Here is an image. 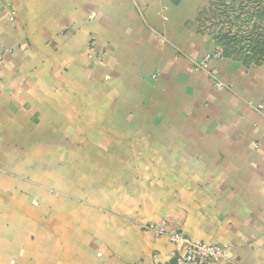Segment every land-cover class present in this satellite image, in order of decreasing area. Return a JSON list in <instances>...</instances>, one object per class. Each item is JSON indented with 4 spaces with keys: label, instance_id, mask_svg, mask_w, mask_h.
I'll return each mask as SVG.
<instances>
[{
    "label": "crops",
    "instance_id": "obj_1",
    "mask_svg": "<svg viewBox=\"0 0 264 264\" xmlns=\"http://www.w3.org/2000/svg\"><path fill=\"white\" fill-rule=\"evenodd\" d=\"M206 3L0 0V264H166L162 222L264 264V61L195 71Z\"/></svg>",
    "mask_w": 264,
    "mask_h": 264
},
{
    "label": "rangeland",
    "instance_id": "obj_2",
    "mask_svg": "<svg viewBox=\"0 0 264 264\" xmlns=\"http://www.w3.org/2000/svg\"><path fill=\"white\" fill-rule=\"evenodd\" d=\"M198 25L200 31L211 37L215 51L243 60L264 61V0H207ZM136 149L137 145L134 144ZM136 153L131 151V156ZM150 154V153H149ZM147 157L146 182L152 183V157ZM136 157L130 158L131 166L138 165ZM133 163V164H131ZM148 167L150 169H148ZM134 177L131 179L133 180ZM138 176L133 180L138 183ZM153 195V192H147ZM150 196H147L149 199ZM167 226L166 222H162ZM146 223L145 230H149Z\"/></svg>",
    "mask_w": 264,
    "mask_h": 264
},
{
    "label": "built area",
    "instance_id": "obj_3",
    "mask_svg": "<svg viewBox=\"0 0 264 264\" xmlns=\"http://www.w3.org/2000/svg\"><path fill=\"white\" fill-rule=\"evenodd\" d=\"M13 19L10 15V21ZM95 38L91 36L87 50L91 53L94 52ZM104 54H97L96 60L98 62L103 61ZM222 57V54L215 51L212 54L206 55L199 62H194V70L203 73L209 80L212 81L216 90H227L229 86L218 79L217 70L211 66V61ZM261 111L262 106L259 105L255 108ZM159 236H165L169 242L173 244L175 248V255L171 262L166 264H233L229 260L228 253L230 251L229 246L220 244H206L200 241L192 240L184 236L182 233L171 231L167 229V226L162 223L158 228L153 229Z\"/></svg>",
    "mask_w": 264,
    "mask_h": 264
},
{
    "label": "trees",
    "instance_id": "obj_4",
    "mask_svg": "<svg viewBox=\"0 0 264 264\" xmlns=\"http://www.w3.org/2000/svg\"><path fill=\"white\" fill-rule=\"evenodd\" d=\"M223 53V55H225L226 56V54L224 53V52H222Z\"/></svg>",
    "mask_w": 264,
    "mask_h": 264
}]
</instances>
